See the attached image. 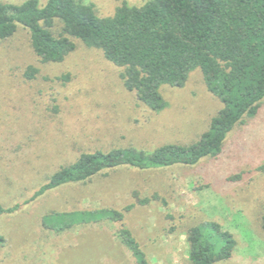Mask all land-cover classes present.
<instances>
[{"label": "rangeland", "instance_id": "374dc122", "mask_svg": "<svg viewBox=\"0 0 264 264\" xmlns=\"http://www.w3.org/2000/svg\"><path fill=\"white\" fill-rule=\"evenodd\" d=\"M38 1L44 5L47 0ZM146 1L127 5L141 7ZM84 2L99 18H107L123 0ZM52 32H60L58 22ZM74 43V52L61 63H42L20 26L0 44V206H20L0 218V236L6 241L0 264H136L118 239L121 228L130 231L149 264H189L187 231L208 221L232 234L236 244L231 259L218 264H264V102L254 118L233 129L215 159L194 167L120 168L24 205L82 153L128 147L151 153L166 144H191L221 108L197 70L183 88L163 87L168 107L152 112L123 87L122 70L101 51ZM30 67L37 73L27 79ZM153 196L158 199L139 205ZM129 205L134 207L121 222L80 225L62 233L41 226L50 213L122 212Z\"/></svg>", "mask_w": 264, "mask_h": 264}, {"label": "trees", "instance_id": "16d2710c", "mask_svg": "<svg viewBox=\"0 0 264 264\" xmlns=\"http://www.w3.org/2000/svg\"><path fill=\"white\" fill-rule=\"evenodd\" d=\"M128 1L123 0L107 18H99L84 0H47L44 5L38 0L19 5L0 2V44L20 26L28 31L30 46L42 63H61L74 52V40L80 41L101 51L106 61L121 69L123 87L155 113L168 107L161 89L183 88L190 74L198 70L221 108L191 144H166L151 153L133 147L82 153L53 173L24 205L120 168L194 167L202 160L215 159L233 129L258 114L264 102V0H147L141 7H129ZM56 22L60 24L58 34L52 32ZM36 73L30 67L25 77L32 79ZM157 199L153 196L138 203L147 205ZM133 207L122 212L50 213L42 217L41 226L62 233L80 225L121 222ZM19 209L18 204L0 206V218ZM261 228L264 231V215ZM117 235L136 264H149L129 230L121 228ZM186 242L189 264L226 262L236 246L232 234L212 221L191 227ZM5 243L0 236V248Z\"/></svg>", "mask_w": 264, "mask_h": 264}]
</instances>
